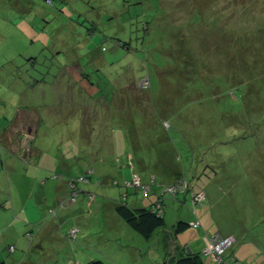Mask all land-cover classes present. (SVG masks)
<instances>
[{
    "label": "rangeland",
    "instance_id": "1",
    "mask_svg": "<svg viewBox=\"0 0 264 264\" xmlns=\"http://www.w3.org/2000/svg\"><path fill=\"white\" fill-rule=\"evenodd\" d=\"M9 1L14 0H0L1 105L9 107L17 100L20 106L24 100L25 106L45 115L53 97L68 98L60 90L54 94L44 79L69 76L70 71L78 76L80 67L87 69L95 85L91 88L83 81V86L95 91L103 124L109 120L116 137L123 136L127 150L136 147L144 156L161 159L152 168L157 182L146 200H156L166 191L162 182H175L173 169L191 178L199 165L217 164L219 181L199 179L209 195L195 209L211 234L222 229L236 237L242 264H264V0H34L31 12L19 9L25 0L19 5L17 0ZM69 18L83 20L77 33L71 34L65 26ZM94 48L102 51L97 61ZM148 76L151 86L144 90L139 83ZM111 78H116V88ZM16 82L21 91H27L20 100L15 98ZM64 87L68 88L66 83ZM128 88L133 90L131 99L147 110L134 103L124 106L131 100ZM108 106L113 115L105 118ZM164 119L170 122L168 128ZM41 123L35 145L55 144L54 152L60 151L61 141L71 152L89 148L84 140L76 143L70 136L75 132L69 133V128L46 118ZM169 153L173 165L165 166ZM59 169V174L66 172ZM84 170L73 169L70 178H79ZM96 185L114 192L119 188L113 183L106 188ZM216 186L217 193L210 196ZM4 188L8 193V185ZM137 194L143 197L142 192ZM164 196L167 223H176L180 213L194 214L189 193L179 194V200L169 192ZM100 201L104 202L98 196L89 209L97 211ZM100 211L93 217L88 211L83 217L75 216L80 222L98 221L85 223L86 230L78 226L82 251L93 255L88 261L158 263L152 239L140 238L147 242L141 255L134 248L136 239H118L107 230L105 220L121 218L114 212L104 218L105 210ZM18 213L13 214L17 223L22 218ZM83 234L87 237L81 240ZM202 255L210 262L203 251Z\"/></svg>",
    "mask_w": 264,
    "mask_h": 264
},
{
    "label": "crops",
    "instance_id": "2",
    "mask_svg": "<svg viewBox=\"0 0 264 264\" xmlns=\"http://www.w3.org/2000/svg\"><path fill=\"white\" fill-rule=\"evenodd\" d=\"M14 1H9V3ZM25 1L24 7L19 9L27 12L33 11L31 9L34 7V0ZM21 3H23L21 0H17L15 5ZM67 22L68 24L65 26L70 32L77 30L74 21L69 20ZM70 73L72 72L70 71ZM57 75L60 74L57 73ZM83 81L90 86V83L81 74L78 76L73 73L69 76H54V80L45 78L44 82L49 86L51 85L54 94L58 93L55 92L56 90H60L59 93L67 94L68 98L66 99V96H61L62 98L53 97L51 102L55 101L47 105L48 109L45 115H40L36 109L25 106L24 100L21 101L20 106H18L17 100H12L9 107H4L0 103V156L3 160L0 169V264H93L92 260L88 261L93 256L90 250L83 248L85 251H82L81 241L78 240L82 229L79 230L76 238L69 236L71 228L79 226L86 230L84 226L89 222H80V217L76 219L75 216L82 213L85 215V212L88 211L93 217L101 212V208L105 210L104 218L105 216L110 217L113 212L117 214L115 210L116 201L120 200L125 192H127L126 201L132 206L143 207L155 202L153 199L147 201L145 196L142 197L137 194L140 191L133 188L127 189L122 183L132 179L133 175H140L144 181L148 182L151 178L150 174L153 173L152 168L155 166V162L161 161L160 157L155 160L152 155L142 156L136 149L127 150L123 136L116 137L117 131H113V126L109 120L106 125L103 124L102 111L98 108V99L93 94L95 91L91 92L90 88L84 89ZM63 82L67 84L68 88L64 87L65 83ZM19 83L16 82L15 87L17 89H19ZM62 84L64 86H61ZM28 85L30 87L31 82ZM26 94L27 91L24 92L19 89L15 98L20 100ZM108 109L105 118H110L113 115L110 113L112 108L108 106ZM44 118L50 120L53 125L69 128V133L71 130L78 136L80 133L81 138L75 133L70 136L76 140V143L84 140L89 147L87 151L74 149L71 152L65 149V146L67 148L68 145L64 141L58 143V146H61L59 152H54L55 144L52 146L48 143L35 145L34 140L38 136ZM166 162L167 159L164 163ZM167 164L169 163L167 162ZM91 166L95 168V174L89 178V181L81 184L79 199L74 203H69L68 196L71 192L68 178L73 175L72 173L75 171L73 169L78 171L86 169L84 170L86 172ZM59 167H61V171L66 172L59 174ZM53 173H57L61 177L51 176ZM113 179L119 181V188H115V192L106 188V185L112 184ZM99 180L102 181V185L105 186L102 187L106 188L105 190L97 188L96 184L100 185ZM4 185H8V193L5 191ZM93 190H99L102 193L101 195L96 194ZM83 192L85 193L83 194ZM110 193L113 194L110 195ZM86 196L87 198L84 200ZM98 196L103 198L104 204L100 201L101 204L98 203L100 207L97 211L93 208L89 209ZM53 210H56V213H53ZM16 211H19L18 215L23 218L18 217L20 219H17L19 220L18 223L13 215ZM117 215L119 216V214ZM180 217L186 218L187 215L180 213L178 218L180 219ZM193 218L195 219V216L191 215L189 220L192 221ZM199 220L202 222L201 218ZM94 222L98 221H90L89 223L92 225ZM104 223L107 230H111L110 232L114 236H118V239L123 236L136 239L138 246L135 245L134 248L141 255H143L144 249L142 247H145L147 242L145 241V243L140 238L149 241L152 239L151 245L156 247L153 252L157 256V264H160L162 260L164 262L167 256L179 253L182 248L188 251H201L206 246V236L211 234L204 222L200 227L192 226L175 235L170 227L157 229L149 238L141 236L131 225V228H128L127 225L129 224L123 218L105 220ZM172 224L175 223H169V225ZM112 226L114 229L111 228ZM115 226H118V230L115 229ZM217 231L224 235L231 234L224 233L222 229H217ZM86 237V234L81 235V240ZM166 240L171 242L168 251L165 247ZM11 245L15 246L14 250L10 249ZM151 245L148 244V246ZM163 249L165 250L164 253H162ZM210 262L213 264V257H210ZM119 263L125 264L127 262L119 260Z\"/></svg>",
    "mask_w": 264,
    "mask_h": 264
},
{
    "label": "trees",
    "instance_id": "3",
    "mask_svg": "<svg viewBox=\"0 0 264 264\" xmlns=\"http://www.w3.org/2000/svg\"><path fill=\"white\" fill-rule=\"evenodd\" d=\"M51 3H52V1H51ZM69 20L70 21L71 20L74 21V23L77 26H79L78 23L80 24L83 21L82 19L80 20L79 18L78 19L77 18L76 19L69 18L67 21H69ZM145 29H147V28H145ZM77 31H78V29L77 30H72L70 33L71 34L73 32L77 33ZM93 33H94V31H93ZM116 39L118 40V38H116ZM116 39H115V41H116ZM120 42H122V44H126L122 40ZM106 49H107L106 46H103L101 48L102 51L103 50L105 51ZM94 50H96L97 54L95 53V56L93 57V59L95 61H97L96 59L97 58H100L99 56L102 55V51L99 50V48H94ZM76 59H77V57L75 58V60ZM95 64H97V63H95ZM87 71H88L87 69L85 70V69H83V68L80 67L79 74L83 75V77L90 83V85H92V84L95 85V83L92 80L93 79V76H91V74H89ZM67 72L69 73V71H67ZM136 77H138V76L136 75ZM142 77H145V75H143ZM116 78H118V76H116ZM116 78H113V79L111 78L112 85L115 88H116V85L114 84L113 81ZM147 80L150 83L149 76L147 77ZM139 85L141 87V84H139ZM150 86H151V83L147 87H143L142 86V88L144 90H146ZM130 93L132 94L133 93V90L131 88L130 89L128 88L127 96ZM130 99H131V96H130ZM130 103H134L136 105V107H140L141 110L142 109H144V110L146 109L147 110V108L144 106V104H142V103H140V104L139 103H135V100L134 99H131L126 104H124V102H123V104H124V106H126V108H127V106H129ZM143 106L145 108H143ZM163 125L168 128L170 126V122L168 120L164 119ZM135 149L137 150L136 147H135ZM157 153L160 154V151H158ZM175 155H176V153L174 154V157H175ZM142 156H144V155H142ZM170 156H172V155H170V153H169V155H167L166 157H164V159L165 160L167 159V162L169 163V164H167V162L166 163L163 162V164L165 166L173 165L172 164V160L170 159ZM195 160H196V157H195L194 161ZM156 163L157 162H155V164ZM192 164H194V163H192ZM2 165H3V160L1 159V156H0V169L2 168ZM214 167L216 168L217 167V164L214 165V164H211V163H203V164L199 165L196 169H194V175L195 176H193L191 178L188 177V176H185L181 172V170L173 169L174 170V174L176 176L175 182L172 183V184H167V185L166 184H162V185H165L164 187H166V188L168 186L178 184V186H179L178 188L179 189H178V191L176 193L167 191V192H169L174 197L173 199L179 200V194H184L185 197H186L187 193H189L191 195V198L193 199V204H194V207L192 208V210H193V213H194L193 215L195 216V219L193 218L192 221L189 220V217L187 216L186 218L185 217H180V219L175 224L169 225V223H167L166 217L164 215V207H166V204H165V202H166L165 199L166 198H165L164 195L167 194L166 191L163 194L158 195V197L155 200V202H153L150 205H145L143 207H136L134 205L132 206L131 204H129L126 201V198L125 197L127 195V192H125L121 196V199L118 200V201H116L117 202L116 203V207H115L116 213L119 214V216L121 218H123L129 225H131L133 227V229L135 228L136 231L141 236H144L145 238L146 237H148V238L151 237V235H153L157 231V229H160V228L168 229L170 227V229L173 231V234L174 235L176 233H180L181 231H184L187 228L192 227L193 226L192 222H196V221L200 222V220H199L200 219L199 218V213L195 209V206L202 205L203 202L206 199H208L207 196L209 195V193L205 189L206 188V186H204L205 184L204 185L201 184L200 180H202V178L208 179V180H210L212 182V184H214L215 182L219 181V177L217 175V169H214ZM91 168H93V166L89 167V169L86 172H84V175L80 176L79 178H76V177L68 178L69 188H70V192H71L70 196H68V199L73 198L74 196L76 197V200L78 199V196H79L80 191H81V189L79 187V183L80 182L89 181V178L92 177L95 174V168H93L94 171L92 173H89V170ZM161 171H164V170H161ZM134 176L135 175L132 176V179L125 180L124 181L125 182V184H124L125 185V188H127V189H132V188L133 189H136V190L142 192L143 197L144 196L145 197H149L152 194V191H153L152 187H153V185H155V183L157 182V178L155 177L154 172L150 174L151 178H150V180L148 182L144 181V179L142 177H140V175H136L139 178H141L143 184H149L150 191L148 192L147 195L144 194V192H143L144 190L143 189H141L139 187H133V186L131 187V186L127 185V182L128 181H132L134 179L133 178ZM53 177H61V176L58 175L57 173H55L53 175ZM80 178H84V179L83 180H80ZM98 182L100 184H103L101 180H99ZM112 183L113 184H116V185H119V181L117 179H114L112 181ZM162 183H164V182H162ZM218 189H219L218 186H216L212 190L213 193L210 196L214 195L215 192L217 193V190ZM203 192H204L205 195H204V199L202 201H198V200H196L194 198L196 194L203 193ZM55 212H56V210H53V213H55ZM201 225H202V222H200V224L197 227H200ZM79 230H80V228H79ZM216 232L214 234H216ZM214 234H210V235H214ZM69 235H70V231H69ZM222 235L223 236H228V235H232V234H228V235L222 234ZM75 238H76V236H75ZM236 242H237V239L235 237V241H234V243H232L233 245H231L228 248V251H226V253L224 254V256H225V258L227 260L230 259V261H232V262H234L236 264H242L241 263L242 261L240 260L239 256L236 255V249H235L236 248V245H237ZM169 243H171V242H169V240H166L165 247L167 248V251H168V249L170 248V245H171ZM14 248H15V246H14ZM14 248L11 249V247H10L11 250H14ZM202 251H203V249L201 251L192 250V252H190V251L182 248V250L179 253H177V254H175L173 256H171V255L169 257L167 256L165 258L166 260L164 262H162V264H210V262L203 257ZM208 256H210V255H208ZM92 262H93V264H105V261H103L102 259H100V260H94ZM213 264H222V263H220L218 261L216 262L214 260Z\"/></svg>",
    "mask_w": 264,
    "mask_h": 264
},
{
    "label": "built area",
    "instance_id": "4",
    "mask_svg": "<svg viewBox=\"0 0 264 264\" xmlns=\"http://www.w3.org/2000/svg\"><path fill=\"white\" fill-rule=\"evenodd\" d=\"M139 84H141V86H143V87H147L148 85H150V83L148 82L147 79H142ZM93 171H94V169L91 168L89 170V173H92ZM133 178L134 179L132 181L127 182V185H129L131 187L132 186L133 187H139V188L143 189L144 194L147 195L148 192L150 191L149 184H143L141 178H139L136 175ZM83 179L84 178H80V180H83ZM178 187H179L178 184L168 186L166 189V192L170 191V192L176 193L179 189ZM204 195H205L204 192L198 193L195 195L194 198L198 201H202L204 199ZM75 200H76V197L74 196L72 199L71 198L69 199V203H73ZM192 224H193V227H197L200 224V222L196 221V222H192ZM78 231H79V227L75 226V227L71 228L70 229L71 238H75ZM234 241H235V237L233 235L223 236L219 232H216V234H214V235H207L206 236V246L203 249V253L208 254L211 257H213V259L216 262L218 261L222 264H236V263L230 261V259L227 260L224 256L226 251H228V248L231 245H233L232 243H234ZM10 247H11V249L14 248L13 245Z\"/></svg>",
    "mask_w": 264,
    "mask_h": 264
},
{
    "label": "water",
    "instance_id": "5",
    "mask_svg": "<svg viewBox=\"0 0 264 264\" xmlns=\"http://www.w3.org/2000/svg\"><path fill=\"white\" fill-rule=\"evenodd\" d=\"M190 252H192V251L190 250Z\"/></svg>",
    "mask_w": 264,
    "mask_h": 264
}]
</instances>
